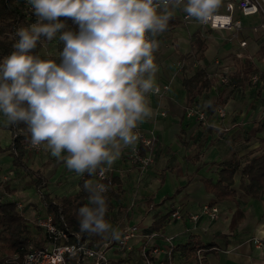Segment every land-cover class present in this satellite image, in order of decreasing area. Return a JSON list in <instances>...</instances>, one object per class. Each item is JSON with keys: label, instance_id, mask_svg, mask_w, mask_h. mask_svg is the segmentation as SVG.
<instances>
[{"label": "crops", "instance_id": "obj_1", "mask_svg": "<svg viewBox=\"0 0 264 264\" xmlns=\"http://www.w3.org/2000/svg\"><path fill=\"white\" fill-rule=\"evenodd\" d=\"M225 2L221 0L218 12L224 10ZM185 15L181 9H176L173 19L178 21V25L157 37L159 49L154 53V62L158 66L156 84L168 85L169 88L162 95L148 94L154 114L140 123L136 130L138 133H155L154 162L141 170L129 160L128 153L132 147L124 148L120 158L114 162L110 172L114 177L113 187L119 191L120 197L113 200L109 223L119 231L120 238H101L99 243H111L107 250L109 264H145L143 250L163 246L165 237L173 238L174 264H194L195 255L186 257L181 249L192 238L202 246H210L203 252L204 261L208 264H264V247L254 243V238L264 240V194L253 196L241 188V169L262 152L264 77H260L257 83L250 81L242 87L217 84L224 70H231L228 77L247 59L238 57L243 52L255 63L256 72L264 73V58L256 56L264 46H261V40L244 31L240 38H247L248 46L241 48L239 40L229 39L230 32L211 29L195 19L186 21L183 19ZM236 16L245 24L255 21V18L241 17L238 10ZM197 37L206 43L204 58L200 60L196 54ZM60 51L55 40L45 42L46 56L58 62ZM229 55L242 61L235 64L233 58H227ZM191 60L194 63L192 69L189 68ZM198 69H204L214 80L195 103L199 107L205 105L208 114L206 125L197 117H188L186 112L187 91L183 80ZM211 102L219 104L213 113L208 110ZM220 108L226 111L225 117L218 115ZM8 125L9 121L0 112V201H12L16 206L23 203V209L18 206L17 209L25 220L31 239L44 246L47 241L44 235L39 237L37 230L40 227L35 221L52 213L37 192L33 177L14 166L8 149L12 143ZM26 137V163L48 180L45 193L52 199L77 194L84 176L69 171L62 160L51 155L50 150L33 148L28 132ZM138 144L139 139L135 145ZM234 158L240 160L241 168L234 176L232 189L235 195L232 199L219 200L210 191V184L219 180L223 163ZM4 175L8 176L7 180H3ZM91 181L94 182V176ZM206 204L218 207L217 219L201 215L202 206ZM177 209H180L182 217L172 218ZM198 214L200 217L193 220L192 217ZM161 219L163 224L154 229V224ZM132 226H137L140 233L130 239V249L121 251L117 244ZM15 255L18 254L0 243V261L8 263ZM157 258L160 264H169L163 253ZM88 263L95 264L91 259Z\"/></svg>", "mask_w": 264, "mask_h": 264}, {"label": "clouds", "instance_id": "obj_2", "mask_svg": "<svg viewBox=\"0 0 264 264\" xmlns=\"http://www.w3.org/2000/svg\"><path fill=\"white\" fill-rule=\"evenodd\" d=\"M36 20L15 31L0 60V112L23 124L33 148L44 147L77 176L104 180L123 149L133 150L140 123L159 94L154 53L175 10L206 22L221 0H26ZM70 18L77 30L67 29ZM58 39L59 63L35 49ZM28 137H26L27 139ZM66 153V155H64ZM89 205L77 210L81 232L120 238L106 220L107 185L85 180Z\"/></svg>", "mask_w": 264, "mask_h": 264}, {"label": "trees", "instance_id": "obj_3", "mask_svg": "<svg viewBox=\"0 0 264 264\" xmlns=\"http://www.w3.org/2000/svg\"><path fill=\"white\" fill-rule=\"evenodd\" d=\"M66 23L67 29L73 31L77 30V26L73 24L70 18L60 17ZM36 17L34 16L30 6L26 0H0V60L4 56L9 55L14 49L15 31L21 25H28L34 23ZM178 25L175 19L170 20L168 30H172ZM46 42V41H45ZM45 42L39 44L35 49V53L40 54L42 58H47L44 54ZM57 47L62 51L63 44L58 39L55 40ZM197 48V59L204 58V51L206 43L201 37L195 40ZM257 58H264V47L257 53ZM52 58V57H51ZM59 62V58L57 59ZM257 67L253 61L246 59L241 63V66L236 72L228 76L230 86L242 87L250 82L252 74L257 71ZM264 77V73H261ZM214 80L208 77L204 69H198L190 77H185L183 80L184 87L187 91V108L195 105L196 99L202 94L204 90H208ZM219 104L211 102L208 105L209 112L213 113L217 110ZM8 128L12 132V143L8 148L13 157V164L16 168L24 171L26 174L31 175L34 179V184L37 192L39 193L43 203L48 207L50 212L54 215L56 222L62 226L68 233L72 234L71 241L84 242L89 241L90 244L99 243L101 237L90 235L86 232L80 231L79 219L77 210L84 205H90L89 193L83 190L85 180L92 179L93 176L84 175L79 183L80 190L77 194L62 198H50L45 193L48 180L39 171L30 169L26 163V126L23 124H12L9 122ZM261 154L254 157L242 169L240 168V160L234 158L233 160L223 163V168L219 175V180L216 184H210V191H212L219 200L232 199L235 192L232 189L234 185V176L236 172L241 169L243 182L241 185L242 190L253 196H260L264 194V139L261 141ZM108 198V212L106 213V220H110V212L113 210V200L118 199L119 191L114 187H110L105 193ZM156 224V225H155ZM153 228L157 229L163 224V219L155 223ZM31 233L28 231L25 220L19 213L16 203L12 201H0V243L7 246L12 253L19 256L18 260L9 259L10 261H0V264H18L26 252L27 244L31 240ZM210 246H202L193 238L189 243L181 247L186 257H192L196 254L198 249L209 248ZM72 264H78L73 262ZM80 264H89L88 260H83ZM203 264H208L203 262Z\"/></svg>", "mask_w": 264, "mask_h": 264}, {"label": "built area", "instance_id": "obj_4", "mask_svg": "<svg viewBox=\"0 0 264 264\" xmlns=\"http://www.w3.org/2000/svg\"><path fill=\"white\" fill-rule=\"evenodd\" d=\"M240 13L243 18H255V21L245 24L241 18L236 16V11ZM188 20L187 14L183 18ZM203 26L211 29H217L230 32V40H239L241 48L248 46V40L241 39L240 34L244 31H249L252 36H255L261 40V46H264V0H226L224 10L221 12L216 11L212 17L206 22L202 23ZM248 54L239 53L238 57L247 58ZM264 62V59L262 60ZM261 77L260 71L254 73L251 76L250 81L252 83L259 82ZM229 78L221 75L218 78V85H227ZM160 92L156 95H162L169 86H159ZM188 117H197V119L204 125L208 122V114L205 109L199 106H192L186 110ZM220 117L226 116V111L223 108L217 111ZM262 116L264 118V108L262 110ZM157 142L155 133L149 134L139 133V144L131 148L128 153L129 160L139 166L141 170L146 169L154 162V149ZM8 176L4 175L3 180H7ZM103 182L107 185V189L114 186V177L110 171L106 173L104 180H100L98 176H94V182ZM2 177H0V184ZM108 191V190H107ZM20 210L23 209V203L17 204ZM201 215H206L210 219L214 220L218 218L219 209L214 205H203L201 209ZM172 218L179 219L182 217L180 209H177L172 213ZM200 215H194L193 220H197ZM36 225L40 227L45 234V240L47 244L40 246L35 244L32 239L29 240L26 248V252L18 264H72L73 262L80 264L83 260L91 259L95 264H109V258L107 256V250L111 245L110 242L106 243H94L90 244L89 241L76 242L71 241L72 234L68 233L58 222L54 215L49 214L45 217H39L36 219ZM139 228L137 226L129 227L125 232L122 239L118 242V249L126 251L130 249L129 241L139 235ZM254 243L258 247H264V240L254 238ZM175 244L172 237H165L163 246H153L148 250H143V257L145 264H160L158 262V256L163 253L169 261V264L173 263ZM204 250L198 249L194 257V264H203L204 262ZM15 260L19 259L18 255L14 256Z\"/></svg>", "mask_w": 264, "mask_h": 264}, {"label": "rangeland", "instance_id": "obj_5", "mask_svg": "<svg viewBox=\"0 0 264 264\" xmlns=\"http://www.w3.org/2000/svg\"><path fill=\"white\" fill-rule=\"evenodd\" d=\"M227 58H233L232 60L234 61L235 64H237L238 62L242 61V60H238V59L234 58L233 55H229ZM189 64H190V65H189V68L192 69V68H193V64H194L193 61L191 60V62H190ZM222 69H224V67H223ZM230 71H231V70H224V71H223L224 76H227L228 74H230ZM200 107L203 108V109H205V105H204V104L201 105ZM0 185H1V184H0ZM38 229L40 230V228H38ZM39 230H37V231H38V235H39V237L41 238L42 235L45 236L44 231L40 230L42 233L39 234V233H40ZM32 241H33L35 244L38 243V242H35L36 239H33Z\"/></svg>", "mask_w": 264, "mask_h": 264}]
</instances>
